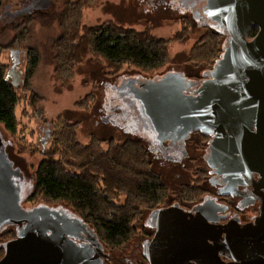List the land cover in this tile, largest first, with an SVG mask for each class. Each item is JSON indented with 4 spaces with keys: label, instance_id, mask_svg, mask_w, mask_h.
Here are the masks:
<instances>
[{
    "label": "water",
    "instance_id": "95a60500",
    "mask_svg": "<svg viewBox=\"0 0 264 264\" xmlns=\"http://www.w3.org/2000/svg\"><path fill=\"white\" fill-rule=\"evenodd\" d=\"M203 1L205 22L226 36L205 79L193 83L181 73H167L142 80L131 93L161 142L195 131L211 135L210 166L229 180L250 182L257 173L264 182V0ZM39 5L45 8L51 1ZM254 28L258 32L251 36ZM7 78L19 85L15 65ZM191 85L197 88L189 93ZM23 174L0 140V228L16 226L0 264H104L109 255L103 241L75 210L63 204L23 205ZM193 210L179 204L154 210L162 221L150 245V264L190 259L217 264L222 255L264 263V201L255 221L245 225L220 224L223 205L206 199Z\"/></svg>",
    "mask_w": 264,
    "mask_h": 264
},
{
    "label": "rangeland",
    "instance_id": "374dc122",
    "mask_svg": "<svg viewBox=\"0 0 264 264\" xmlns=\"http://www.w3.org/2000/svg\"><path fill=\"white\" fill-rule=\"evenodd\" d=\"M178 1L183 4L180 8L177 4L168 3L152 5L148 0H95L93 6L83 9L82 21L86 25H97L112 20L137 30L149 29L157 36L169 41L171 39L169 61L163 67L145 71L131 64H125L111 71L110 64L92 52L85 54L81 64L69 61L62 63L57 69L56 39L64 29L68 31L67 36L69 35L74 22L72 13H79L81 6H74L72 3L67 6L64 0H53L50 6L43 8L38 6L40 0H4L0 19V39L8 43L15 33L22 34L21 30L29 29L31 42L38 45L42 59L31 79V89L23 87L22 79L24 80L27 74L28 57L23 52L20 53L17 56L18 63L15 64V55L11 56L9 49H5L0 43L1 60L10 69L15 65L18 82H21L19 88L21 100L17 111L19 129L17 133L12 134L0 124V135L5 142H8L6 149L11 158L17 162V165L20 164L19 166L33 183L45 152L53 149L54 138L57 134H61L59 127H63L62 120L71 124L76 123L78 138L83 143H88L92 138L97 137L106 141L104 146H107L111 138L122 142L132 137L141 138L145 146L149 145L146 144L145 139L147 141L152 139L143 134V131L149 134L145 127L149 124L146 121L147 112L140 103L139 113L145 122L126 94H131L134 79H150L167 73H182L186 77L196 78L202 76L203 71L210 69L204 65L195 66L192 61L203 56L209 58L208 52L212 40L209 33L216 31L212 29L211 24L205 22V18L196 15L197 11L195 12L194 8L199 0ZM29 8L31 10H28ZM26 11L32 12L31 18L27 21L24 20ZM62 23H65V28ZM217 36L213 40V46L218 44V48H222L226 36L224 34ZM21 45L26 47L28 44L23 40ZM14 76L15 73L12 74L13 78ZM33 92H36V96H32ZM55 121L59 122L57 128ZM202 153L193 145L190 148L191 160L184 159L176 164L166 162L162 158L155 159L156 151L152 152L151 157H149L150 153H147V159L152 160L150 167L161 174L164 183L168 186V192L164 203L155 208L141 210L142 215L136 220L138 234L146 228V220L151 210L168 205L171 199L172 202L179 204L195 202L194 197L183 198L180 189L183 185L192 184L202 187L205 174L195 173L199 166H205L204 152ZM163 162H166L168 167L164 168ZM205 195L202 189L200 200ZM40 203L46 202L38 195L34 199L32 196L24 205L33 207ZM12 236L14 231L7 233L6 238Z\"/></svg>",
    "mask_w": 264,
    "mask_h": 264
},
{
    "label": "trees",
    "instance_id": "16d2710c",
    "mask_svg": "<svg viewBox=\"0 0 264 264\" xmlns=\"http://www.w3.org/2000/svg\"><path fill=\"white\" fill-rule=\"evenodd\" d=\"M50 1L52 4L53 0ZM64 1L67 6L72 3L81 8L79 13H72L74 22L69 35L64 29L56 39L57 69L69 61L81 64L89 52L106 60L112 67L111 71L125 64L153 71L168 63L171 39L169 41L157 36L149 29L137 30L112 20L86 25L82 21V11L93 6L95 0ZM3 6L4 0H0V19ZM24 16L27 21L32 12L26 11ZM63 26L65 28V23ZM28 30H21L22 34L15 33L8 43L0 39V43L9 49L11 56L14 57L18 51L28 57L27 74L22 83L23 87L31 89V79L42 59L38 45L31 42ZM215 31L209 33L212 37L209 58H194L192 62L195 66L204 65L211 69L222 53L223 49L218 48V44L213 46V40L218 37L217 34H221ZM257 32L258 28H254L251 36ZM23 40L28 44L26 47L21 45ZM9 70L1 60L0 52V124L15 134L20 125L17 111L21 100V82L17 86L13 79H8ZM32 96H36V92ZM62 121L65 129L55 121L61 134L56 135L53 149L45 152V157L38 165L33 199L39 195L46 204L69 205L90 224L109 249H122L138 234L136 220L142 215L141 210L164 203L168 186L161 174L150 167L152 162L147 159L148 150L141 140L129 137L118 142L111 138L107 146H104L106 141L96 137L83 143L78 138L76 123ZM201 190V186L192 184L183 186L180 193L183 198L194 197L197 201L200 200Z\"/></svg>",
    "mask_w": 264,
    "mask_h": 264
},
{
    "label": "flooded vegetation",
    "instance_id": "af4514ba",
    "mask_svg": "<svg viewBox=\"0 0 264 264\" xmlns=\"http://www.w3.org/2000/svg\"><path fill=\"white\" fill-rule=\"evenodd\" d=\"M149 4L157 5L160 3H168L170 5H176L180 8L182 2L178 0H148ZM204 1L199 0L198 4L195 6V12L197 16L201 18H205L206 16L203 13ZM16 57V55H15ZM207 70L203 71L202 76L187 77L191 80V82H199L202 79H205V73ZM182 74V73H181ZM183 75V74H182ZM155 78V77H154ZM154 78H150L147 80H154ZM160 78V75L157 76V79ZM143 79L136 78L134 79L135 83L133 87H141L140 83ZM146 78L143 80L145 82ZM116 88V86H114ZM197 88V85H191L188 90L189 93H192ZM134 89V88H133ZM129 98L133 101L134 107L138 112L140 118L145 121L141 114L139 113L140 101L134 97L133 93H126ZM146 122V121H145ZM149 134H146L143 130V134L145 137H150L152 140L147 141L145 139L146 148L150 153L149 157H151L152 152L156 151L155 159H163L164 161L172 162L171 164H176L182 162L184 159L191 160L190 148L195 145L196 148L202 153L204 152V167L199 166L195 173L196 174H205L202 189L205 191V196L200 201H193L190 203L182 202V207H184L187 211H194V207L203 202L205 199L211 202H215L223 205L224 210L220 211L221 218L219 220L220 224H224L227 222L237 221V224L245 225L255 221L256 217L259 215L261 208L263 206L264 201V182L259 174H254L253 178L250 182H241L238 180H229L224 174H220L216 171V168L210 166L208 162V157L210 156V151H208L209 146L211 145L210 141L212 140L211 135L203 134L199 131H195L189 134L184 139H179L176 141L173 140H164L160 141V134H157L155 130L151 128H147ZM138 131V132H140ZM142 137V136H141ZM149 138V139H150ZM141 139V138H140ZM138 139V140H140ZM0 140L3 145H7L8 142H5L3 137L0 135ZM142 141V139H141ZM193 142H195L193 144ZM202 144V145H201ZM145 145V144H144ZM203 154V153H202ZM11 157V156H10ZM12 159V158H11ZM151 159V158H150ZM13 160V159H12ZM152 161V160H151ZM166 162H163V166L168 167ZM14 166L21 168L17 165V162L13 160ZM175 166V165H174ZM22 169V168H21ZM23 171V170H22ZM24 172V171H23ZM23 183V192L26 196V200L23 205L28 202L34 190V183L31 181V178L27 176V174H23L22 178ZM236 183V185H233ZM184 186V185H183ZM182 186V187H183ZM182 187L180 190H182ZM173 199L168 201V205H164L163 207H158L156 209H164L174 204H179L177 202H172ZM179 204V205H180ZM25 206V205H24ZM181 206V205H180ZM26 207V206H25ZM153 209L149 213V217L146 220V228L142 231H139L133 240V242L128 243L122 249L111 250L104 243V251L109 255L108 258H104V264H150L151 259L148 258V254L150 252V245L154 235L157 232L158 223L162 221L161 215L160 220L155 215ZM195 212V211H194ZM14 231V236L10 238H6L7 233ZM16 237V226H8L0 228V259L5 255V245L6 242ZM79 242H87L86 239H81ZM217 264H246L241 259H236L235 257H230L228 255H222L219 259L216 260ZM187 264H197L195 260L190 259ZM264 264V263H263Z\"/></svg>",
    "mask_w": 264,
    "mask_h": 264
}]
</instances>
